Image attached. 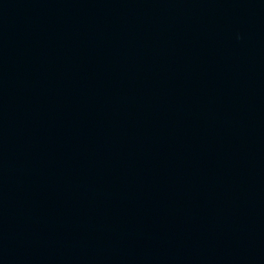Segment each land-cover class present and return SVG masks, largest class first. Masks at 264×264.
<instances>
[{
    "label": "water",
    "instance_id": "obj_1",
    "mask_svg": "<svg viewBox=\"0 0 264 264\" xmlns=\"http://www.w3.org/2000/svg\"><path fill=\"white\" fill-rule=\"evenodd\" d=\"M264 175V0H0V225Z\"/></svg>",
    "mask_w": 264,
    "mask_h": 264
}]
</instances>
